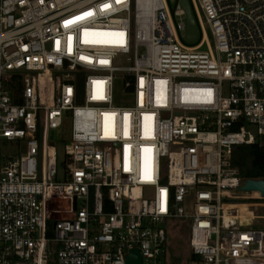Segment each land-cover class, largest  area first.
<instances>
[{
  "label": "built area",
  "instance_id": "built-area-1",
  "mask_svg": "<svg viewBox=\"0 0 264 264\" xmlns=\"http://www.w3.org/2000/svg\"><path fill=\"white\" fill-rule=\"evenodd\" d=\"M190 1L193 47L179 0H0V264H264L226 203L264 136V0Z\"/></svg>",
  "mask_w": 264,
  "mask_h": 264
},
{
  "label": "rangeland",
  "instance_id": "rangeland-1",
  "mask_svg": "<svg viewBox=\"0 0 264 264\" xmlns=\"http://www.w3.org/2000/svg\"><path fill=\"white\" fill-rule=\"evenodd\" d=\"M190 7L193 8L192 2L188 0ZM178 3V0L175 2H171L170 0H167L168 5V11L172 17L173 22L176 24L177 18L174 15L176 4ZM194 19L198 28V36L197 40L194 42H189L186 39L185 34H179V40L180 42L187 47H193L201 42L203 40V33L200 29V24L198 21V18L192 9ZM208 42L210 44H213L212 37L208 33ZM208 46L206 42H203V45L201 47V50H207ZM67 133V130L65 131ZM59 159L62 158L63 150L59 147ZM239 174V171H238ZM231 198L226 200V203L230 206H233L231 209V213L235 215L238 220H241V222L246 226H251L253 228L258 229H264V198L258 197L257 193H250V192H242V191H235L230 194ZM255 197V198H254ZM258 197V198H256ZM229 209V207H228ZM239 216V217H238ZM241 218V219H240ZM185 234V233H183ZM177 232H175L173 229L170 230V239H169V252L172 249V247L179 253L180 249L186 248L185 240H178L177 239Z\"/></svg>",
  "mask_w": 264,
  "mask_h": 264
},
{
  "label": "trees",
  "instance_id": "trees-1",
  "mask_svg": "<svg viewBox=\"0 0 264 264\" xmlns=\"http://www.w3.org/2000/svg\"><path fill=\"white\" fill-rule=\"evenodd\" d=\"M241 125L242 123L236 124L233 130H238ZM229 160L239 171V177L242 180H264V136L256 135L252 144L234 146ZM50 226L51 224H48L49 234Z\"/></svg>",
  "mask_w": 264,
  "mask_h": 264
},
{
  "label": "water",
  "instance_id": "water-1",
  "mask_svg": "<svg viewBox=\"0 0 264 264\" xmlns=\"http://www.w3.org/2000/svg\"><path fill=\"white\" fill-rule=\"evenodd\" d=\"M170 1L173 2L174 0ZM179 3L186 15V39L189 42H194L197 39L198 31L192 16V12L187 0H179ZM239 191L250 193L257 192L262 198H264V180L248 179L242 186L239 187ZM126 264H141V257L137 250L130 251L126 258Z\"/></svg>",
  "mask_w": 264,
  "mask_h": 264
},
{
  "label": "bare ground",
  "instance_id": "bare-ground-1",
  "mask_svg": "<svg viewBox=\"0 0 264 264\" xmlns=\"http://www.w3.org/2000/svg\"><path fill=\"white\" fill-rule=\"evenodd\" d=\"M255 193H256V192H255ZM257 196H258V197H261L258 193H257ZM258 197H256V198H258ZM254 198H255V197H254ZM232 208H233V206L230 205V206H229V209H232ZM226 217H228V215H227ZM238 217H239V216H238ZM240 219H241V218H240Z\"/></svg>",
  "mask_w": 264,
  "mask_h": 264
},
{
  "label": "snow or ice",
  "instance_id": "snow-or-ice-1",
  "mask_svg": "<svg viewBox=\"0 0 264 264\" xmlns=\"http://www.w3.org/2000/svg\"><path fill=\"white\" fill-rule=\"evenodd\" d=\"M88 15H90V13ZM120 35L122 36V34H120Z\"/></svg>",
  "mask_w": 264,
  "mask_h": 264
}]
</instances>
